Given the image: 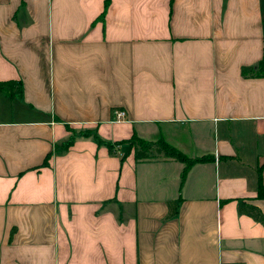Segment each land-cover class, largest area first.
I'll return each mask as SVG.
<instances>
[{
    "label": "crops",
    "instance_id": "1",
    "mask_svg": "<svg viewBox=\"0 0 264 264\" xmlns=\"http://www.w3.org/2000/svg\"><path fill=\"white\" fill-rule=\"evenodd\" d=\"M103 4L0 0V264H264V0Z\"/></svg>",
    "mask_w": 264,
    "mask_h": 264
},
{
    "label": "trees",
    "instance_id": "2",
    "mask_svg": "<svg viewBox=\"0 0 264 264\" xmlns=\"http://www.w3.org/2000/svg\"><path fill=\"white\" fill-rule=\"evenodd\" d=\"M107 0H104L103 8L105 7ZM262 52L261 56L257 59L254 64L249 65H242L240 67V72L243 75L247 76H264V37L262 40ZM131 139V138H130ZM131 141L136 143L138 147L135 146L134 148V156L139 158L143 156H151L154 152H162L166 155L175 156L181 160L185 159L189 162L198 161L202 157L198 158H187L181 153L177 152L175 149L170 147L169 145L165 144L163 141L158 140L152 144L147 143L143 139H137L135 136L132 137ZM111 144H108V148L110 149ZM257 186H256V194L257 196L264 197V185L261 179L260 171H257ZM237 209L239 213H247L250 215L254 220L260 221L264 223V213L261 211L259 207L255 204L248 202L246 200L239 198L237 200Z\"/></svg>",
    "mask_w": 264,
    "mask_h": 264
},
{
    "label": "built area",
    "instance_id": "3",
    "mask_svg": "<svg viewBox=\"0 0 264 264\" xmlns=\"http://www.w3.org/2000/svg\"><path fill=\"white\" fill-rule=\"evenodd\" d=\"M113 115H114L113 116V119H115V120L122 119L123 118V115H124V110L114 108L113 109Z\"/></svg>",
    "mask_w": 264,
    "mask_h": 264
}]
</instances>
